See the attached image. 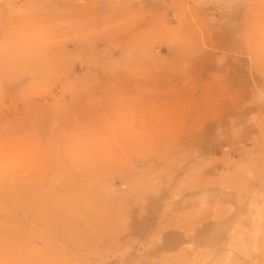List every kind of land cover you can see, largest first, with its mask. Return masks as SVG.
Segmentation results:
<instances>
[{"label":"rangeland","instance_id":"374dc122","mask_svg":"<svg viewBox=\"0 0 264 264\" xmlns=\"http://www.w3.org/2000/svg\"><path fill=\"white\" fill-rule=\"evenodd\" d=\"M202 224L160 264H264V0H0V264Z\"/></svg>","mask_w":264,"mask_h":264},{"label":"crops","instance_id":"0c3cea01","mask_svg":"<svg viewBox=\"0 0 264 264\" xmlns=\"http://www.w3.org/2000/svg\"><path fill=\"white\" fill-rule=\"evenodd\" d=\"M147 219V218H146ZM145 220L144 222H148ZM142 230L147 232V224L142 226ZM139 229V228H138ZM213 227L207 224H202L200 227L196 228L193 234L186 236L183 232H180L176 229L166 230L161 234V242L157 245L156 248H153L152 256H156L158 260L154 264H160L163 256L165 254H170L171 256L177 254V256L182 254V247L186 244H192L195 247V251L199 248L207 247L211 241H214L212 236ZM148 237V236H147ZM138 238L140 236L138 235ZM150 248H148L149 250ZM145 251L144 256L140 257L143 261H140V264H150L148 258L149 252ZM151 250V249H150ZM193 251H187L186 254L192 258ZM139 260L136 258V261Z\"/></svg>","mask_w":264,"mask_h":264}]
</instances>
